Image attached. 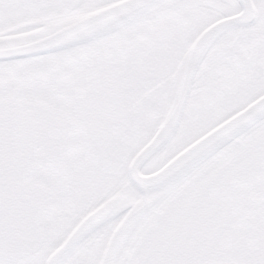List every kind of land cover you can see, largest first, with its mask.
<instances>
[{
    "label": "snow or ice",
    "instance_id": "snow-or-ice-1",
    "mask_svg": "<svg viewBox=\"0 0 264 264\" xmlns=\"http://www.w3.org/2000/svg\"><path fill=\"white\" fill-rule=\"evenodd\" d=\"M115 2L0 0V171L9 119L14 121L18 166L29 159L34 105L42 100L58 106L64 127L81 150H108L124 107L130 54L134 53L136 77L153 79L155 57L163 59L165 70L174 68L187 44L220 19L223 23L200 40L189 88L203 68L228 62L231 70L226 79L238 80L242 87L231 94L217 118L200 120L199 108L185 113L175 134L165 130L161 139L167 142L142 171H157L172 161L156 183L169 199L177 192L188 199L205 168L219 170L221 196L235 201L245 176L241 166L250 153L256 154L257 174L264 175V137L257 135L264 129V100L259 99L264 95V0H127L69 28L65 42L56 47L32 48L38 37L22 34L35 26L9 30L14 19L25 16L79 13ZM253 5L260 11L253 12ZM227 16L237 19L227 20ZM180 77L184 79V69ZM112 215L102 210L92 217L78 235L80 242L67 246L53 264H73L72 257L87 243L84 237L115 227L117 221L109 222ZM5 217L0 203V264H42L12 240ZM126 244L127 231L117 241L112 264H119ZM239 259L241 264H264V237Z\"/></svg>",
    "mask_w": 264,
    "mask_h": 264
},
{
    "label": "rangeland",
    "instance_id": "rangeland-1",
    "mask_svg": "<svg viewBox=\"0 0 264 264\" xmlns=\"http://www.w3.org/2000/svg\"><path fill=\"white\" fill-rule=\"evenodd\" d=\"M81 13H72V16ZM9 14L13 15L11 12ZM60 17L55 12H49L46 15L25 16L14 19V22L9 24V30L17 27L35 26L31 32L22 34L28 36L33 31L43 28L44 23L60 20ZM193 40L187 44L184 53H187ZM153 65L157 66L156 63ZM181 70L182 67L177 71L176 66L171 70H165L163 65L161 74H163V78H166L165 81H168L162 80V85L158 89H154L152 95L146 100L140 102L150 106L148 113L144 114L147 118L149 117L147 122L145 120L138 121L136 129L133 131L124 130V128L120 130L119 151L116 150V159L118 167L121 169L127 166V163L131 161V156L147 142L152 135V130H155L165 117L173 103ZM224 74V78H226L227 74L225 72ZM199 76L193 87L186 113L199 108L198 118L202 121H209L219 116L221 108L229 104L231 94L241 88L242 85L238 80L225 79L220 85L211 87L210 76ZM257 135L264 137V129ZM72 142L74 143V140ZM71 154L73 153L69 151L67 155L69 159L74 161ZM89 157L92 159L95 156L90 152ZM72 164L76 165L75 163ZM88 164V174L92 175L93 162ZM241 167L245 176L239 197H253L257 194V190L260 191V185H264V175H258L256 171V154L250 153ZM96 169L95 174L104 176L103 182L72 183L74 193L70 216L73 226L77 225L84 216L102 203L109 201L115 203V210L109 218V222H111L120 221L131 207L139 205L142 201V193L132 183L122 182L125 179L123 174L120 183H109V177H112L111 173H113V171L111 172L112 168L108 169L110 174L108 172L101 173L107 171L105 164ZM76 171L78 170L74 172ZM7 177L6 171H0V179ZM12 177L13 183L10 184L16 186L15 192H21L22 195L26 192L27 197H34L37 202L38 197L41 196V191L34 175L23 179L18 173H13ZM14 180L17 183H14ZM5 187L0 183L2 191ZM221 192L219 170L212 171L208 168H205L200 174L197 189L188 199H184L180 192L169 199L163 188L153 191L150 196V207L138 217L132 232L128 235L132 245L140 250L132 264H204L214 261H240L239 254L247 249H245L246 247L244 249L239 248L240 250L236 248L239 244L238 239L243 238L245 244L247 240L252 238L253 244H255V235L252 233L239 235L237 232L233 234L232 243L229 241L222 219L225 216V205L229 204L230 200L226 201L221 196ZM53 217L57 221L56 216ZM33 223V218L28 220L31 232L34 227ZM220 224L223 228L219 227ZM59 230L60 227L57 226L56 233H60L61 230ZM108 234L109 230H105L90 236L83 249L72 257L73 264H99L107 245ZM52 246L53 244L45 245L41 257L45 253H49L47 251ZM34 255L36 256V254ZM127 258L128 256L124 259L123 264H127Z\"/></svg>",
    "mask_w": 264,
    "mask_h": 264
},
{
    "label": "flooded vegetation",
    "instance_id": "flooded-vegetation-1",
    "mask_svg": "<svg viewBox=\"0 0 264 264\" xmlns=\"http://www.w3.org/2000/svg\"><path fill=\"white\" fill-rule=\"evenodd\" d=\"M259 11L260 9L257 8V12ZM59 15L61 16L59 19H66L72 16L69 13ZM187 53L183 52L179 57V61L176 64L177 71L183 66ZM131 56H134V53L130 54V74L124 84V107L120 114L119 125L108 150L97 148L89 151V153L92 152V155L95 156L94 158L92 157L91 159L89 153L87 154L88 151L81 150L75 142H72V135L64 127L58 106L50 100H42L38 103L36 102L34 105L36 116L31 121L30 133L32 142L30 145V157L23 166H18L15 150L16 134L14 121L9 119L2 169V171H6L8 177L6 179H0V183L6 186L4 191L0 189V203L4 205L6 210L5 219L11 231L12 240L19 246L21 251L26 250L36 254L43 264H45L48 256L66 239L76 226H73L70 216L72 196L74 193L72 183H88L90 181L96 183L103 182L105 180L104 176L95 174V170L104 164L107 165V171H102L101 173L105 174V172H108L110 174L113 171L111 173L112 177H109V183H120L122 174L125 176V179L122 181L123 183H132L128 178V165L130 162L127 163L126 167L121 169L118 167V161L116 159V150L118 149L119 151L120 130L124 128V130L133 131L136 129V123L138 121L145 120L147 122L149 117L147 118L144 114L148 113L150 106L140 102L152 95V91L158 89L162 85V80L165 81L166 78H163V74H161L164 61L161 57L157 56L153 61L157 66L152 64L154 78L146 81L139 80L135 75V64ZM168 69L171 70V67ZM230 70L231 62L223 65H209L203 68L199 75L210 76V86L214 87L220 85L226 79L224 78V72L227 74ZM155 131L156 129L152 130V135ZM67 150L73 153L71 157L74 158V161L71 158L69 159ZM90 162H93L92 175L90 173L88 174L87 171L88 163ZM109 168H112L110 173ZM75 170L78 171L74 172ZM143 172L149 173L152 171ZM13 173H18L23 179L34 175L36 183L40 185L39 190L41 191V196L38 197L37 202L34 197H27L26 192H24L25 196L21 192H15L16 186L10 184L13 183L11 179L13 178ZM14 183L17 182L14 180ZM260 187V191L257 190V194L253 197H238L235 201H230L229 204L225 205L226 211L222 221L224 220V229H226L228 239L231 243L233 234L237 232H239V235L254 234V243L257 239L264 237V185L261 184ZM150 205L151 198L147 210ZM249 207H251L250 210H248ZM53 216H56L57 221ZM31 218L34 220L32 232L28 224V220ZM118 223L119 221L115 223V227ZM57 226L60 227V233H56L55 231ZM115 227L109 230L107 241ZM219 227L223 228L221 224ZM128 235L126 247L122 255H119V264H123L127 256L126 263L132 264L140 251L138 247L132 245ZM89 238L87 237L86 241ZM238 242L239 244L237 243L238 246L236 247L238 250L244 249V247L247 249L248 244L254 245L252 238L244 244L245 240L240 237ZM51 244L53 246L47 251L49 253H45L41 257V252L45 248V245ZM132 252H135V254L129 263Z\"/></svg>",
    "mask_w": 264,
    "mask_h": 264
},
{
    "label": "water",
    "instance_id": "water-1",
    "mask_svg": "<svg viewBox=\"0 0 264 264\" xmlns=\"http://www.w3.org/2000/svg\"><path fill=\"white\" fill-rule=\"evenodd\" d=\"M126 2L127 0H118L115 3L108 4L105 7L97 8L85 14L58 23L55 26L46 29L42 34L35 35L34 37H38V39L31 42V47L34 49H38L43 47L59 46L65 42L64 34L69 28L82 24L93 17L102 15L105 12L109 11L110 9L116 8ZM253 12H257L255 5H253ZM239 15L242 16L243 13H240ZM226 19L234 20L237 19V17L227 16ZM221 23H223V20L219 19L214 23L210 24L204 31L200 33V35L193 42L187 54L185 65L183 68L185 70V77L184 79H181L180 77L179 84L171 107L169 108L165 118L163 119L161 125L159 126L153 137L133 157L129 166V176L130 179L134 182L133 184L138 188L139 191L142 192L143 201L140 205L132 207L123 217V219H121L117 227L114 229L99 264H112V260L114 259V249L121 234L125 231H127L128 233L138 214L147 207L149 202V195H150L149 193L154 189L163 187L162 185H158L156 183L157 178L163 177V174L165 173L166 169H168L172 161H169L167 164H164L163 167H161L157 171H154L149 174L142 173L141 168L146 162H148L153 157V155L156 152L160 150L163 143L167 142L166 140L161 139L165 130L170 128L172 134H175V132L177 131L192 90V86L189 88V85L192 84V80H193L192 71L196 63L198 62L197 48L200 43V40L204 37V35L208 31L216 28L217 25ZM259 99L264 100V95H262ZM256 102L258 103L259 101ZM225 123H228V121H225ZM223 126L224 125L222 124L219 127H223ZM213 131H215V129H213ZM209 135H211V133H209ZM114 209H115V203L113 201H109L99 205L94 210H92L74 227V229L67 236L65 241L49 255L45 264H53L54 259L62 251H64L67 246H69L73 242H80L78 240V235L81 232L82 227L92 217L97 216L102 210H109L113 212ZM134 254L135 252H132L129 263L131 262ZM208 264H241V263L212 262Z\"/></svg>",
    "mask_w": 264,
    "mask_h": 264
},
{
    "label": "bare ground",
    "instance_id": "bare-ground-1",
    "mask_svg": "<svg viewBox=\"0 0 264 264\" xmlns=\"http://www.w3.org/2000/svg\"><path fill=\"white\" fill-rule=\"evenodd\" d=\"M51 26H53V25H48L47 28H48V27H51Z\"/></svg>",
    "mask_w": 264,
    "mask_h": 264
}]
</instances>
